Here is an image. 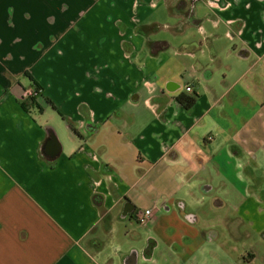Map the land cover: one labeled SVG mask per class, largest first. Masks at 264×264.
<instances>
[{
    "label": "crops",
    "instance_id": "crops-1",
    "mask_svg": "<svg viewBox=\"0 0 264 264\" xmlns=\"http://www.w3.org/2000/svg\"><path fill=\"white\" fill-rule=\"evenodd\" d=\"M163 10L175 19L166 29L201 28L203 39L153 41ZM32 80L54 107L22 106ZM47 110L69 133L56 157L45 151ZM137 111L151 117L134 132ZM263 155L264 0H0V264L259 263L264 219L260 248L234 258L217 227L187 211L185 190L215 213L231 199L217 181L228 182L258 219L249 214L264 204V179L245 173ZM142 201L154 216L127 248L116 212L130 204L122 219L137 221ZM242 218L229 226L236 238Z\"/></svg>",
    "mask_w": 264,
    "mask_h": 264
},
{
    "label": "rangeland",
    "instance_id": "rangeland-1",
    "mask_svg": "<svg viewBox=\"0 0 264 264\" xmlns=\"http://www.w3.org/2000/svg\"><path fill=\"white\" fill-rule=\"evenodd\" d=\"M187 4L190 5V1H187ZM198 15L199 17H204V15H210L211 12L209 10H201L199 8L198 10ZM154 24L157 25V30L153 34V41H164L168 40L169 42L172 43L173 48L178 47L180 45L186 44V43H191L194 40L199 41L201 38L203 39V33L201 28H191L190 31H188L186 34L182 35H175L171 30L166 29V26H173L175 25V19L172 18L169 13L166 11H159L153 20ZM206 28L213 31V27L211 26L210 23L205 22ZM160 26V27H159ZM211 26V27H210ZM205 46H207L206 42L204 41ZM237 47H240L241 44L238 41L237 42ZM227 46V43L222 44V51L225 50V47ZM170 49V53L173 54L174 49ZM185 53V52H182ZM202 54V56H205V59L209 58L210 51L209 49L207 50L204 49L203 52L199 53ZM234 61V60H233ZM233 61L230 59H225V62L227 65H232ZM175 62V61H174ZM237 62V61H236ZM178 73H181V70L178 68ZM182 76L184 73L181 74ZM187 79H184V82H186ZM190 81V80H189ZM30 92V90H28ZM138 111H143L141 108L137 109ZM137 111V112H138ZM140 118H139V123L137 126L134 127V132H138L143 128V125L147 122V120L151 117L150 113L145 112L143 114H140L138 112ZM43 121L48 124L49 126H52L55 128L56 132L58 133V136L60 138V141L64 145V142L66 141V137L69 136L67 125L65 122H63V119L53 113L52 111L47 110L45 114L42 116ZM249 158V157H248ZM245 158L244 163L246 164L247 161L251 160ZM246 180L248 183H251L254 181L255 178H260L262 177L264 179V155L260 156V160L257 164H252L249 166V170L245 173ZM220 181H217V186L219 187V194L218 196L225 197L228 196L230 199V203H228L226 206H223V204H219L217 211L215 213H211L209 210V206H211V203H207L206 206H202L200 203L196 204L195 198L192 196L193 192L191 190H188V188L185 190L186 193L188 191V197L191 198L193 201L190 205V207L187 209V211H195L198 214L201 215V223L204 226L207 227H217V229L221 232V243H225L228 246H230L231 250L234 252V258L238 255H245V251H253L256 249L260 248V241L254 234L255 231L253 229L258 228V222H261V220L264 219V204L260 203H253V211L250 212L249 215L251 217L255 216L258 219H249L246 218V209L241 208L242 202L244 200V197L241 196L239 193V190L231 186L228 182H224L226 186H222L219 183ZM264 186V184H263ZM255 187V186H254ZM258 185H256L255 188H257ZM254 188V189H255ZM136 194V191L134 192ZM251 203V202H250ZM249 203V204H250ZM139 205V211H143L140 209H144L146 203L145 201H142ZM212 208V207H211ZM263 211L262 213L259 212ZM257 211V212H256ZM210 212V214H209ZM252 213V214H251ZM124 214V205L119 206L117 212H116V219L113 222V225L118 229V235H122L120 237V242L123 243L125 234H127V239H126V246L127 248H131L134 245H137L136 243V236L135 233L137 231L139 232H148L149 230V224L148 225H142L139 224L134 217L128 218L127 220L122 219V215ZM238 217H245L242 218V223L238 224L237 223L233 227H237L239 231L242 232L241 238H236L235 235H231V229L229 228L231 221L236 220ZM256 220V221H255ZM254 224H253V223ZM264 222V221H262ZM262 224V223H261ZM232 225V224H231ZM255 225V226H254ZM260 262L264 264V258L260 259ZM256 263V264H261V263Z\"/></svg>",
    "mask_w": 264,
    "mask_h": 264
},
{
    "label": "trees",
    "instance_id": "trees-1",
    "mask_svg": "<svg viewBox=\"0 0 264 264\" xmlns=\"http://www.w3.org/2000/svg\"><path fill=\"white\" fill-rule=\"evenodd\" d=\"M28 90H31L32 94L25 95ZM196 101L197 97H189L184 99V105L188 110H192ZM21 103L28 112H32L34 109L42 110V105L54 107L53 102L44 96V88L34 80H32V85L25 89L24 94L21 97ZM51 130L52 129H50V132ZM70 130L73 136H79L78 132L73 126L70 127Z\"/></svg>",
    "mask_w": 264,
    "mask_h": 264
},
{
    "label": "water",
    "instance_id": "water-1",
    "mask_svg": "<svg viewBox=\"0 0 264 264\" xmlns=\"http://www.w3.org/2000/svg\"><path fill=\"white\" fill-rule=\"evenodd\" d=\"M62 150V143L56 133L55 130H51L50 132V139L48 140L46 146H45V151L46 154L50 157H56L57 155H59L60 151ZM130 204H127V206L125 207V211L123 214V218L126 219L130 213L135 212V208H131L130 210H128V206Z\"/></svg>",
    "mask_w": 264,
    "mask_h": 264
},
{
    "label": "built area",
    "instance_id": "built-area-1",
    "mask_svg": "<svg viewBox=\"0 0 264 264\" xmlns=\"http://www.w3.org/2000/svg\"><path fill=\"white\" fill-rule=\"evenodd\" d=\"M187 91L191 92L192 89L191 88H187ZM30 94H32L31 90H30V92L27 91L25 93V95H30ZM153 216H154V211L153 210H143V211H139L136 214L137 222L139 224H142V225H148L151 222V220L153 219Z\"/></svg>",
    "mask_w": 264,
    "mask_h": 264
},
{
    "label": "flooded vegetation",
    "instance_id": "flooded-vegetation-1",
    "mask_svg": "<svg viewBox=\"0 0 264 264\" xmlns=\"http://www.w3.org/2000/svg\"><path fill=\"white\" fill-rule=\"evenodd\" d=\"M128 210H130V208L128 207Z\"/></svg>",
    "mask_w": 264,
    "mask_h": 264
}]
</instances>
